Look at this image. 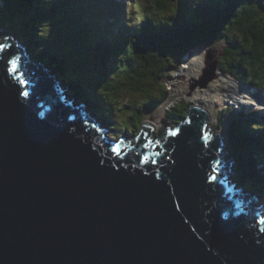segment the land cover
<instances>
[{
    "label": "water",
    "instance_id": "1",
    "mask_svg": "<svg viewBox=\"0 0 264 264\" xmlns=\"http://www.w3.org/2000/svg\"><path fill=\"white\" fill-rule=\"evenodd\" d=\"M1 38L0 264H264L263 198L232 177L227 135L209 142V103L164 122L162 150L145 146V123L122 150L51 68ZM205 51L202 84L223 74Z\"/></svg>",
    "mask_w": 264,
    "mask_h": 264
},
{
    "label": "trees",
    "instance_id": "2",
    "mask_svg": "<svg viewBox=\"0 0 264 264\" xmlns=\"http://www.w3.org/2000/svg\"><path fill=\"white\" fill-rule=\"evenodd\" d=\"M117 4L0 0V31L15 37L30 61L51 68L68 95L114 124L111 137L125 142L124 134L137 137L150 111L168 99L164 81L191 49L223 43L218 68L264 90V0H136L129 20ZM188 111L189 104L177 103L165 117L177 125ZM255 117L232 118L226 145L236 180L264 200V117Z\"/></svg>",
    "mask_w": 264,
    "mask_h": 264
},
{
    "label": "rangeland",
    "instance_id": "3",
    "mask_svg": "<svg viewBox=\"0 0 264 264\" xmlns=\"http://www.w3.org/2000/svg\"><path fill=\"white\" fill-rule=\"evenodd\" d=\"M116 1L120 2L119 4H117V6L122 4V6L124 7V10L125 11L129 10V12H131L132 5L136 4V0H116ZM126 18H128V20H129L130 19L129 15H127ZM112 20L113 21L115 20L117 23L116 19L111 18L109 21H112ZM132 23H134V22L131 20L129 25H131ZM7 36H9V35H7ZM1 39L3 40V38H1ZM4 39H5V37H4ZM207 48H208V50L213 51L212 61H214V60H218L219 58H221L222 52L224 50V44L221 42H218L212 48H210L209 46L201 47V50L203 51V53H202V51H198V49L196 48L197 50L195 52L192 51L189 55H186L185 57L182 58V60L180 61V64L178 65L179 69H177L175 72L169 74V76L171 78L164 81V83L167 86V89L169 90L168 99H167L168 101L166 100L167 102L165 101L166 103L164 102L163 104H161L156 110L150 111L151 113L145 118V121H144L147 124L152 126V133L155 135V138L158 140V142L162 141V139H160V137L158 135H159V132H161V129L163 128L164 122L168 123L169 127L171 126L170 127L171 129L174 128V126H175V124H173L171 122V120L166 119L165 115H166L167 110H168V112L173 110V106L177 103H182V104L183 103L184 104L193 103L194 101L192 100V95H193V92L196 90V88L197 87L199 89L207 88L208 85L212 81H215L217 74H219V75L222 74V73H219V71H216L215 78L208 81L209 83L205 88H201L196 84L197 82H199L201 80V78L204 75L205 69L207 68L208 64L210 63V61H208V59H207L208 53L205 51ZM190 56H194L195 59L200 60V62H197L196 64L194 63L192 65V67H193L192 69H191V65H190L191 62L190 61L188 62V59L190 58ZM189 65H190L189 75L187 77L182 78V74L188 71L187 66H189ZM223 75L227 76L229 74L227 73V71H225L223 73ZM231 78H232V76H231ZM243 84H244L243 87H241L239 84H237L238 86L235 87V89L231 88V85H230V87H228L224 84L221 85L222 86V92H223V94H225L226 97L224 96L223 101L217 100L215 98L217 103L215 104V108L212 110L213 113L209 117L210 120L208 121V123H207L208 125L206 126L207 129H211L209 131L212 134L217 133V132L218 133L223 132V135L226 137L228 124L230 123L232 118L235 119L236 117H238L239 114H242V113H255V112L257 113L258 111H260L259 110L260 106L263 107L262 101L264 103V92L263 91L257 92L255 90L250 91L248 89L251 86H248L245 83H243ZM241 89H242L243 93L240 95L239 92ZM172 91L174 93H172ZM170 93H172V97H171ZM257 94H259L263 98L259 97L257 100ZM244 97L249 98L251 100L252 104H242L241 101H243V100L241 98H244ZM137 102H139V101L137 100ZM236 102H237V104H236ZM258 102H260L261 104H258ZM238 103H239V105H238ZM89 110L93 116H96L94 111H92L91 109H89ZM222 110H223L224 115L226 116L225 122L222 125L218 126V117L221 118V116H223L222 115L223 113L220 114V111H222ZM83 112H85V111H83ZM102 123L104 124L105 121H102ZM113 125L114 124H111V126L108 125V128L112 127L114 129ZM170 128H168V129H170ZM115 132H117V131H115V129H114V131L110 130L109 131L110 137H111V135L114 136V134H117ZM164 134H165V132L163 133V135ZM117 137H118V135H117ZM115 139H116V141H119L118 138H115ZM156 146L157 145H155V147ZM155 150H157V149H155ZM260 169H264V167H261ZM234 175L236 176V173L233 172L232 177H234ZM233 181H235V180L233 179Z\"/></svg>",
    "mask_w": 264,
    "mask_h": 264
},
{
    "label": "bare ground",
    "instance_id": "4",
    "mask_svg": "<svg viewBox=\"0 0 264 264\" xmlns=\"http://www.w3.org/2000/svg\"><path fill=\"white\" fill-rule=\"evenodd\" d=\"M127 27H129V26H127ZM0 40H2V39H0ZM196 55V54H195ZM191 62V69L193 68L192 67V65L195 63H197V62H200V60H198V59H195V57L194 56H190V58L188 59V62ZM215 61V60H214ZM217 61V60H216ZM190 65L189 66H187V72H185V73H183L182 74V78H184V77H187L188 75H189V70H190ZM217 66H218V61H217ZM218 68V67H217ZM30 69V68H29ZM182 69V68H181ZM218 70H220V68H218ZM221 71V70H220ZM223 72V71H222ZM220 73V72H219ZM204 76V75H203ZM216 76V75H215ZM215 76L213 77V78H215ZM228 76V77H227ZM227 76H224L223 74H221V75H219V74H217V76H216V79H215V81H212L209 85H208V81L205 83V84H202V81H203V78H201V80L199 81V82H197L196 84L199 86V87H201V88H205L207 85H208V87L207 88H205V89H199L198 87L196 88V90L193 92V95H192V100L194 101L193 103H191V104H189V108L192 106V105H198L202 110H203V108L205 107V105L207 104V103H209V108H211L212 110L215 108V104L217 103V101L215 100V98L217 99V100H220V101H223L224 100V96H225V94H223V92H222V86L221 85H226V86H228V87H230V85H231V88H234L235 89V87H237L238 85L237 84H239V83H237L233 78H231V75H227ZM202 84V85H201ZM172 93H174L173 91H172ZM172 93H170L171 94V97H172ZM243 92H242V89L240 90V92H239V94L241 95ZM68 97L70 98V100H72L73 102H75L77 105H78V107L80 106L79 105V103H77V101H76V97L75 96H73V97H71V96H69L68 95ZM226 97V96H225ZM170 98V97H169ZM243 101H241L242 102V104H252V102H251V100L249 99V98H246V97H244V98H241ZM168 101V100H167ZM166 101V102H167ZM219 101V102H220ZM165 102V103H166ZM236 104H237V102H236ZM238 105H239V103H238ZM83 111H85L86 112V114L87 115H89L90 117H93L92 119L95 121V122H97L98 124H103L102 123V121L98 118V117H96V116H93L91 113H90V110H89V108L87 109V110H83ZM237 118V117H236ZM230 123H232V121H230ZM143 127H144V125H143ZM141 133V132H140ZM140 133H139V135H140ZM138 135V136H139ZM137 136V137H138ZM150 137V136H149ZM148 137V138H149ZM136 138V137H135ZM135 138H133V140H132V142H130L129 143V146H133V145H135ZM161 142V141H160ZM159 142V143H160ZM151 145H153V146H155L156 144H151ZM157 147V146H156ZM161 147V146H160ZM161 150H162V147L160 148ZM118 154H119V152H118ZM261 166H259V168H260ZM263 202H264V200H263Z\"/></svg>",
    "mask_w": 264,
    "mask_h": 264
}]
</instances>
